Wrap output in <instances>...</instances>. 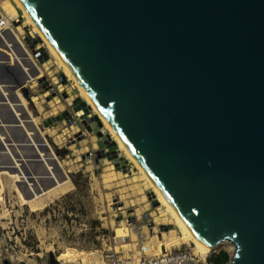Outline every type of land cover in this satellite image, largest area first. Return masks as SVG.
<instances>
[{"label": "water", "instance_id": "95a60500", "mask_svg": "<svg viewBox=\"0 0 264 264\" xmlns=\"http://www.w3.org/2000/svg\"><path fill=\"white\" fill-rule=\"evenodd\" d=\"M21 1L198 236L230 239L226 264H264V0ZM0 105V127L22 133L16 143L0 134V171H20L9 148L30 146L33 192L53 177L49 159L1 88ZM107 143L98 156L112 161Z\"/></svg>", "mask_w": 264, "mask_h": 264}, {"label": "rangeland", "instance_id": "374dc122", "mask_svg": "<svg viewBox=\"0 0 264 264\" xmlns=\"http://www.w3.org/2000/svg\"><path fill=\"white\" fill-rule=\"evenodd\" d=\"M10 1L16 6L18 17L9 18L0 1L1 14L8 18V24L11 21L0 33L7 36L18 34L22 38L30 53L29 60L25 59V62L32 69L33 75L26 76L22 64L0 49V64L5 63L15 78L7 74L10 78L8 82L15 85L9 88L10 91L6 88V82L0 78V88L28 134L35 143H39L42 157L49 159L53 177L48 179V183L45 179L37 180L36 190L31 192L23 182V175L18 179L17 174L20 173L17 169L0 171L1 262L86 264L73 257L75 253L85 255L88 264H105L108 249L125 244L119 235L129 236L126 238L128 245L124 249L137 246L142 230L147 232L144 235L149 236L148 240L161 238L163 232L171 230L181 235V226L176 223L172 213L167 212L168 221L165 223H161L162 219L157 220L162 218L159 216L166 210L164 203L158 201L159 205L153 204L149 194H155V191L142 178L140 169L117 143L105 122L89 106L78 85L65 75L64 67L50 54L45 42L35 32L32 21L23 15L14 0ZM18 26H22L25 31L20 33ZM18 46L15 45L18 52L22 50L20 54L27 56L23 48ZM42 50L48 53V58H45ZM41 57L44 61H41ZM31 58L37 65L30 62ZM48 61L49 66H44ZM4 70L5 67L1 65L0 71L3 73ZM6 120H9V111L0 105V122ZM96 128L98 131H95ZM0 134L2 138L14 143L22 138L20 130L6 125L0 127ZM105 139L108 143L104 145V151L116 153L117 161L98 156V152H103L99 141ZM113 147L115 151L111 150ZM9 150L14 157L21 158L16 159V162L25 174L30 163H37L22 157L25 152L34 154L30 146H12ZM119 157L129 161L126 164L127 172L118 168ZM3 160L5 158L0 154V162ZM8 162L11 163V160ZM29 172L33 174L30 169ZM40 172L37 169V173ZM77 173H82L78 186L71 179ZM134 177L138 181L134 182ZM41 183L45 188L47 184L52 185L43 189ZM136 184L144 188L142 195L135 194ZM18 188L22 189L21 192H18ZM148 214L150 219L147 218ZM134 217L136 221H133ZM161 225H169V231H161ZM230 241L222 242L206 255L190 239L182 240L181 244L191 243L203 257L222 249L232 256L235 246Z\"/></svg>", "mask_w": 264, "mask_h": 264}, {"label": "bare ground", "instance_id": "6f19581e", "mask_svg": "<svg viewBox=\"0 0 264 264\" xmlns=\"http://www.w3.org/2000/svg\"><path fill=\"white\" fill-rule=\"evenodd\" d=\"M0 1L2 2V6H1L2 9L7 13L8 17L12 18V19H16L18 17V11H17L16 6L10 0H0ZM14 1L17 3L18 7H20L22 9L23 15L26 16L27 19H30L32 21L35 32H37L38 36L45 42V44L47 45V48L49 49L50 54L52 56L56 57L57 60L60 62V64L64 67V72H65V75L68 77V79L74 81L78 85L83 96L85 97V99H87L86 101H88L89 106L93 109V111L97 114V116L99 115V117L105 122L107 127L114 134L117 143L126 152L127 156L130 158L131 161H133L135 166H137L140 169V171L142 172V178H144V180L148 184V186L153 188V190L155 191V194L158 197V201H161L162 203H164L166 210L163 214H161L159 216L162 218H157V220L160 221V219H162L161 223L167 222L168 221V218H166L167 212L172 213L176 217V223L181 226L182 234L179 235L175 230H171V231L168 230L169 232H163L161 238L155 239L157 247L159 249H161V248L164 249V247H166V248L177 247L178 245L181 244L182 240L185 241L187 239H190L197 244V246L205 253V255H206V253H209L212 249H215L217 246L214 247V246H211V245L205 243L198 236V234L192 229V227L185 221V219L177 212V210L174 208V206L171 204V202L168 200V198L162 192V190L160 189L158 184L155 182V180L149 174L147 169L136 158V156L134 155L132 150L128 147V145L125 143V141L119 135V133L117 132L115 127L112 125V123H110L108 118L105 116V114L98 107V105L96 104V102L94 101L92 96L86 91V89L84 88V86L82 85L80 80L77 78L75 73L72 71V69H70V67L67 65V63L62 58V56L59 54V52L55 49V47L50 43V41L47 39V37L41 31L39 26L34 21L33 17L30 15L28 10L24 7L22 1L21 0H14ZM0 15L2 16L1 12H0ZM1 20H2V18L0 17V21ZM17 30H19L20 33H22V31L23 32L25 31V30H23L22 26H18ZM11 33H13V32H11ZM21 39L22 38H20L18 34H13L11 36L10 35L7 36L4 33L3 34L0 33V49L7 52L16 62H19L20 64H22L21 66L24 69L23 73L26 76L27 75L32 76L33 75V73L31 72L32 69L25 62V59L29 60L30 53L25 48L24 43L22 42ZM16 44L23 48V51L25 52L24 54H27V56H25V55L23 56L20 54V52L22 51L21 48H20L21 51L18 52V50L15 47ZM31 61L34 64H36L32 58L30 59V62ZM48 64H49V61L47 63H44L43 65L49 66ZM111 150L115 151L116 149H115V147H113V148H111ZM113 160L117 161L118 157L113 159ZM137 179H138L137 177H134L133 181L136 182V181H138ZM143 191H144V188L142 187L141 184L134 185L135 194L137 193L138 195H142ZM142 199L144 200V197H142ZM159 209H163V208L160 207ZM152 215H155V214L153 213ZM163 231H165V230H163ZM168 234L170 235V237L168 236ZM127 235L123 234V235H119L118 237L125 238V236H127ZM133 236L135 237V234H133ZM150 240L153 241V243L155 241L153 238H150ZM228 240H230V239H228ZM228 240H226V241H228ZM234 246H235L234 250L236 251L237 247H236V245H234ZM72 255H73V257H77V258L81 259L84 263L88 264V260H87V257L85 255H83V254L78 255L75 253ZM201 257H203V256L201 255ZM203 258H205V257H203Z\"/></svg>", "mask_w": 264, "mask_h": 264}, {"label": "built area", "instance_id": "2783aa9c", "mask_svg": "<svg viewBox=\"0 0 264 264\" xmlns=\"http://www.w3.org/2000/svg\"><path fill=\"white\" fill-rule=\"evenodd\" d=\"M0 30L7 28L8 18L1 16ZM136 223L134 224V226ZM143 225H141V230ZM138 233V232H137ZM142 230L140 241L135 248H125L126 238H120L125 244L108 249L105 255V264H209L208 257H201L191 243H184L169 249H159L156 243L148 240ZM158 236V234H157ZM138 238V237H137ZM139 239V238H138ZM122 247V249H121ZM0 264H3L0 260Z\"/></svg>", "mask_w": 264, "mask_h": 264}, {"label": "trees", "instance_id": "16d2710c", "mask_svg": "<svg viewBox=\"0 0 264 264\" xmlns=\"http://www.w3.org/2000/svg\"><path fill=\"white\" fill-rule=\"evenodd\" d=\"M5 52V51H4ZM1 65H3L4 67H5V71H6V73H2L1 71H0V78L4 81V82H6V84H7V86H6V88L8 89V91H10V87H13V86H15L13 83H11V82H8V80L7 79H10L9 77H8V75H10L13 79H15L14 77H13V75H12V73L6 68V65H5V63H1L0 64V66ZM8 74V75H7ZM11 85V86H10ZM18 164V163H17ZM20 174H17L18 175V179H20V175H23L24 177L26 176V174L24 173V170H23V168L22 169H20V171H18ZM82 176V173H77L75 176H72V181H73V183L76 185V186H78L79 185V178ZM17 179V180H18ZM42 187H43V189H46L45 188V186L41 183L40 184ZM21 188H18V192H21ZM230 258H231V256H230V254H229V252L227 251V250H224V249H222V250H220L219 252H214V253H212L209 257H208V262H209V264H226L229 260H230Z\"/></svg>", "mask_w": 264, "mask_h": 264}]
</instances>
